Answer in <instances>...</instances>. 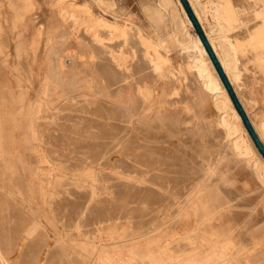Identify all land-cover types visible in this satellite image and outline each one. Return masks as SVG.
<instances>
[{
	"label": "rangeland",
	"instance_id": "1",
	"mask_svg": "<svg viewBox=\"0 0 264 264\" xmlns=\"http://www.w3.org/2000/svg\"><path fill=\"white\" fill-rule=\"evenodd\" d=\"M196 1L220 2L229 8L223 13L234 9L230 17L239 12L229 18L237 22L231 26L233 41H246L264 19L257 0ZM173 2L183 17L179 3ZM70 4L129 25L127 39L108 40L103 29L111 47L103 49L81 25L74 31L75 17L63 12ZM151 11L161 13L160 24L149 17ZM167 11L161 0H0V264H118L106 261L105 253L147 235L161 236L174 255L186 256L193 246L182 239L186 228L180 209L201 186L213 189L215 225L227 226L232 238L257 257L256 264H264V175L258 177L232 149L211 94L186 69L187 54L177 47L169 53L160 49L172 70L161 71L166 84L159 87L167 99L161 110L134 119L132 103L115 102L119 92L132 89L140 107L138 84L146 79L152 85L158 78L140 37L167 42L174 27ZM20 13L23 19L17 21ZM203 18L209 29L211 13ZM187 29L194 34L189 25ZM71 31L97 57L90 69L85 62L76 65L79 84L55 86L46 81L48 38L68 35L64 50L79 53ZM110 50L125 56L128 70H120L129 75L130 84L115 83L118 77L105 73L102 85L104 69L118 71ZM250 57H239L243 71L237 88L258 127L264 123V73Z\"/></svg>",
	"mask_w": 264,
	"mask_h": 264
},
{
	"label": "bare ground",
	"instance_id": "2",
	"mask_svg": "<svg viewBox=\"0 0 264 264\" xmlns=\"http://www.w3.org/2000/svg\"><path fill=\"white\" fill-rule=\"evenodd\" d=\"M257 1L261 3L260 8H259L260 14L262 17H264V0H257ZM177 2L180 5V9H181V12L183 13V17L178 13L177 7L174 4L173 0H161V3L163 4V6L169 10V12L168 11L167 12L170 14L169 16L171 17V20H172L171 22H173L172 24L174 26L172 32L169 33V39L167 42L156 43L154 41L144 38L141 35H140L141 37L139 36L140 39L142 38L141 41L143 40L142 42H144V44L147 47V53L149 55H152V57L151 58L149 57V58L153 62V67H154L153 69H155V71L156 70L158 71V74H157L158 78L155 80V83L153 82L154 84L152 85L146 79L143 80L141 84L139 83L138 86L135 85V82H133L134 85L137 86V93L141 95L139 97L141 100V106L137 107L136 104L134 103L138 100V98L135 96L136 94L134 93V91H132V89L119 92V94H117V96L115 97V102L118 103V105L127 104L126 107H128V104L132 103L131 105H129V108L131 109V115L130 113L129 115L134 119L146 118L150 116L152 112L161 110L162 107L166 105L165 103L167 100L164 97L165 96L164 93L166 91L163 90L162 86L159 87L160 84H166L164 83L165 81L163 78L165 76V73L161 71L166 69L169 72H172V70H171L169 57H167L166 55H163L162 52H160V49L164 48L167 51V53H169L170 52L169 50L171 48L173 47L179 48L180 53L182 54L186 53L188 56L187 57L188 61H186L187 65L185 64L186 69L192 72L197 77V79H199L202 91L208 92L211 94L213 104L219 112L217 115L218 116L217 120L219 124L226 131V135L230 141V145L232 149L235 151L237 156H239L241 159H243L248 164H250L254 168V171L258 175V177L262 179L264 175L263 173L264 172L263 171L264 158L260 156L261 153L258 154L257 153L258 151L256 152L255 149L257 147L254 148V145H253L254 142L249 132L247 131L240 114L235 108L227 89L225 88L221 78L219 77L217 70L215 69V66L209 54L207 53V50L203 42L201 41V38L199 34L197 33L181 0H177ZM189 2L197 18L199 19V22L201 23L217 57L219 58V61L221 65L223 66V69L225 70L245 110L247 111L254 128L256 129L259 137L264 143V123H261V125L257 127V124H255V122L253 121L245 105V102H243V100L241 99L239 90L237 88V82L240 79V76L242 74L241 72L243 71V70L241 71L240 69L241 67H239L240 55L246 56L251 53L253 55V58L250 57V59L252 58L254 61L253 62L254 65L260 71L264 73V19H263L262 24L259 26V28H256L253 32L249 34V36H247L248 38L246 39V41L245 40L244 42L243 41L241 42L238 40L233 41L230 38L231 26L236 25L237 22H233L232 24L231 23L232 20H230L229 18H234L235 16L238 17L239 15H237V12H238L237 10H236L237 11L236 15H234V17H230L228 13L233 11L234 9L232 10L230 9L231 11L226 12L227 14L223 13L222 10L224 9V12H225L226 7H223L225 6L224 4L223 6H221L220 2L216 1L218 4L213 1H212L213 3L208 2L204 4H200L196 0H189ZM57 3L58 2H56V4ZM22 9H23V6H22ZM63 9H64L63 12L65 15L68 14L70 16L75 17L74 18L75 22L73 21L74 23L72 24L73 25L72 27H74V31L79 30L77 29L78 25H81V27L85 29L84 32L87 31V33H89L92 36V39L95 41V43H98V45L102 46L103 49L111 48L110 46L105 44L106 37H104L103 33H101V30L103 29L107 30L110 34L109 35L110 37L108 38V40L113 39V38L117 39L121 37L124 38L125 40L127 39L125 37L128 34L129 25L128 26L124 25L122 27L116 24V22L107 20L104 17L102 18L98 16H92L90 12V8L86 6L76 7L73 4H70V5L65 6ZM226 9L228 10L229 8L227 7ZM208 12L211 13L212 18L214 20V24L210 25L211 28L209 26V29L206 27V23L204 22V18H203V15H206ZM233 12L235 14V11ZM149 17L156 24H160L162 21V15L158 11H151L149 14ZM22 19H23V15L21 13L19 15L17 14L16 20L22 21ZM187 25H189L190 28L193 29L194 31L193 35H191L190 32L188 31ZM243 26L244 25H242V27ZM71 34L74 35L76 33H73V31H71ZM76 36H77V42L80 45V49H81V52L79 53L78 52H66L64 50L63 43L68 38V35H62L60 38H58V37H54L53 34H51L50 37L48 38L49 39L48 74L46 76V81L48 83H52L55 86L58 85V86H63V87L66 85L73 86L75 83L79 84L80 81L82 80L80 78L81 71L79 70L76 71L74 69L76 65H78L79 63L85 62L84 64H86L89 69L93 66L94 58L97 57V54H95V49L93 47H90L89 44L84 41V39L79 38L80 37L79 35L76 34ZM111 50L110 52L111 53L113 52L112 61L117 65L116 67H118L117 68L118 71L114 73L113 69L111 70L104 69L103 70L104 73L99 74V76L102 78L101 79L102 85L106 83L105 82L106 76L104 75L105 73L110 74V77H112L113 79H116L118 77V80L115 81V83L126 82L127 84H130L126 77L127 74L124 73L125 75H123L122 72L124 71L121 72L122 67H125L128 70V66H124V64H126L125 61H123L125 60V56L123 57L122 55H120L121 53L120 54L114 53L116 51H111ZM84 56H87L85 58L86 60L85 59L80 60ZM68 60H70L69 63H68ZM67 66L70 67L68 69L69 71L68 73H67V68H66ZM179 67L180 66H178L177 68ZM85 72H86L85 73V76H86L88 74L87 70H85ZM179 73L181 75L184 74V70L180 69ZM120 75L122 77H120ZM137 81H138V78H137ZM199 91L200 90L198 89L197 93ZM174 92L176 93V91ZM171 95H174V93H172ZM201 95H203V92L201 93ZM207 101L209 100L207 99ZM167 107H168V104H167ZM159 118L160 120L158 121L160 123L163 118L162 119L161 117ZM132 140H135V139H132ZM211 190H209L207 187H204V186L198 187V189L190 197L189 202L187 201L186 205L180 209L181 221L183 223L182 225L185 226L186 228L185 231L183 232V236L182 234L180 236H182V239L188 240L191 243V246H193L190 254L183 256V257L176 256L174 255V253H172L171 250H169L170 243L162 242V239L160 238L161 236L159 235L145 236L144 235L145 237L143 238L145 239L138 240L133 244H127L126 240L124 243L122 242L120 244H117L111 251L105 253L104 259L109 262H118V264H130V263L131 264H142V263L160 264L161 261H168L171 264H254V263L256 264L257 257L254 256V254H252L251 251L248 252L250 249L249 250L246 249L247 247L245 248L244 245L239 244L235 239L232 238L231 234L233 233L227 226L221 224L222 227L221 226L218 227L217 225H215L214 221L217 218L216 217V212H217L216 205L217 204L215 203L214 198L212 196L213 192L212 194L210 192ZM217 198H215L216 201H217ZM254 237L256 238L257 236H254ZM142 247H144V249H142ZM253 247H250V248L253 249Z\"/></svg>",
	"mask_w": 264,
	"mask_h": 264
},
{
	"label": "water",
	"instance_id": "3",
	"mask_svg": "<svg viewBox=\"0 0 264 264\" xmlns=\"http://www.w3.org/2000/svg\"><path fill=\"white\" fill-rule=\"evenodd\" d=\"M181 2L183 4L185 10L187 11L197 33L199 34L201 41L203 42V44L207 50V53L209 54L214 66H215V69L217 70L219 77L221 78L225 88L227 89L229 96H230L231 100L233 101L235 108L237 109L238 113L240 114L247 131L249 132L254 144L256 145V147L258 149V151L264 157V143L261 140V138L259 137L256 129L254 128L247 111L245 110L239 96L237 95V92L235 91V88L233 87V85H232L230 79L228 78L225 70L223 69V66L221 65L219 58L217 57L211 43L209 42V39H208L201 23L199 22V19L197 18L189 0H181Z\"/></svg>",
	"mask_w": 264,
	"mask_h": 264
}]
</instances>
